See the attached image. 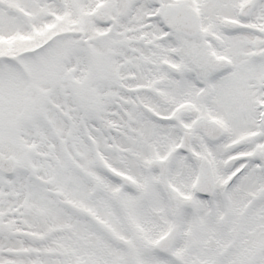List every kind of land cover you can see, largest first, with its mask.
I'll list each match as a JSON object with an SVG mask.
<instances>
[{
    "label": "snow or ice",
    "instance_id": "1",
    "mask_svg": "<svg viewBox=\"0 0 264 264\" xmlns=\"http://www.w3.org/2000/svg\"><path fill=\"white\" fill-rule=\"evenodd\" d=\"M0 264H264V0H0Z\"/></svg>",
    "mask_w": 264,
    "mask_h": 264
}]
</instances>
